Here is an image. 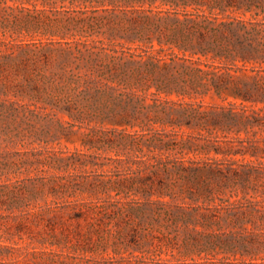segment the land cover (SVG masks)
<instances>
[{
  "label": "rangeland",
  "instance_id": "rangeland-1",
  "mask_svg": "<svg viewBox=\"0 0 264 264\" xmlns=\"http://www.w3.org/2000/svg\"><path fill=\"white\" fill-rule=\"evenodd\" d=\"M168 8L0 0V264H264L263 219L186 216L264 205V52L184 50ZM189 160L248 177L193 201ZM150 164L172 196L146 194Z\"/></svg>",
  "mask_w": 264,
  "mask_h": 264
},
{
  "label": "trees",
  "instance_id": "trees-1",
  "mask_svg": "<svg viewBox=\"0 0 264 264\" xmlns=\"http://www.w3.org/2000/svg\"><path fill=\"white\" fill-rule=\"evenodd\" d=\"M68 1L70 4H89L94 3L97 6L115 5L120 4L122 6L127 5H148L149 10H152L153 6L162 7L168 6L167 10H161V12L168 13L173 16L175 21L181 26L183 38L192 39V41L184 40L183 44H190L192 47H185L189 49L193 54L214 53L215 56H241L243 60H249L254 58L257 53L264 52V0H61ZM192 9V10H191ZM262 17L263 19H259ZM165 35L161 33L159 43H163L162 39ZM195 38V39H194ZM194 40V41H193ZM176 44L183 46L182 43ZM194 44V45H193ZM181 48V47H180ZM195 62H198L196 60ZM221 80L216 85L217 91L232 92L236 97H242L244 99H251L255 97V93L252 88H242L238 83H228V77L219 75ZM224 83V85H223ZM260 95L264 96V92H260ZM185 161V160H182ZM190 165L185 166L184 163L176 166L182 172L184 171L183 178L187 179L186 187L190 200L205 202H213L216 196L225 194L226 187L230 184V180L233 178H247L246 171H239L233 168H226L222 163L201 164L195 160L188 161ZM175 163H178L176 160ZM156 164H150L148 167L151 172L148 173L142 179L143 189L149 196H172V191L177 187L176 181L169 182L167 179L160 175V171L164 173H170L172 168L166 166L160 169L156 168ZM246 188V187H244ZM232 197V196H230ZM221 199V198H220ZM224 200V203L229 202V198ZM260 207H257V206ZM204 208L207 211H203L200 215L204 222L203 226L213 224L215 219L222 218L221 210H225L228 214L227 218L233 220L243 221L244 218L251 217V219H263L264 220V205L258 203H251L249 205H235L226 204L225 206H191V211L186 216H193V213L199 209ZM177 210L184 209V206H176ZM173 212H176L175 210ZM178 216V215H177ZM188 218V220H190ZM240 244L243 246L252 245V241L239 238ZM136 264H161L155 260L145 261L143 259L135 260ZM208 264H216L213 261H209ZM165 264H198V263H171ZM199 264H206L202 262Z\"/></svg>",
  "mask_w": 264,
  "mask_h": 264
}]
</instances>
